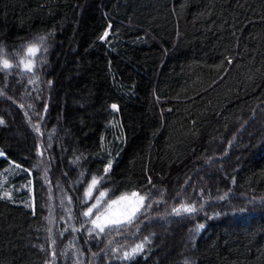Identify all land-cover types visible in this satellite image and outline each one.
Masks as SVG:
<instances>
[{
  "label": "trees",
  "instance_id": "1",
  "mask_svg": "<svg viewBox=\"0 0 264 264\" xmlns=\"http://www.w3.org/2000/svg\"><path fill=\"white\" fill-rule=\"evenodd\" d=\"M0 57V174L34 201L0 195V264H264V0H0ZM93 177L144 194L133 224L93 230Z\"/></svg>",
  "mask_w": 264,
  "mask_h": 264
},
{
  "label": "snow or ice",
  "instance_id": "2",
  "mask_svg": "<svg viewBox=\"0 0 264 264\" xmlns=\"http://www.w3.org/2000/svg\"><path fill=\"white\" fill-rule=\"evenodd\" d=\"M108 36V32L105 31L104 37ZM103 38V37H102ZM43 39V38H42ZM40 48L36 45L28 46L26 50V57L34 58L39 52ZM23 65V70L25 71H32L34 67V60L33 59H20L17 67ZM14 65L9 62L7 58L0 57V70H8L11 69ZM113 109H117V105L113 104L111 106ZM5 122L3 119H0V125H3ZM36 131H39V128H36ZM0 155H3L0 152ZM19 167V165H17ZM111 168V161H109L107 167L104 169V172L107 173ZM101 178L93 177L91 183L89 184L85 196L89 199L92 198V192L96 189L97 185L101 182ZM4 196L7 198H11L10 193H4ZM107 196V193L101 191L99 196L96 197V203L92 204L87 211L84 212L85 216H92L94 210L100 209L101 203L104 201V198ZM146 197L141 195L138 192L132 193H125L121 196L117 197L116 199L109 200L106 204V207L103 210L96 211L95 218L91 220V224L93 226V230L98 229L99 232L103 233L106 229L112 228L113 226H118L122 223H130L132 218L135 217L136 213L140 211L141 208L144 207ZM27 206V205H26ZM184 213H192L196 211L195 206L190 205H181L179 208L173 209V212L176 215H180L181 212ZM204 225L201 224L198 228H203ZM142 248V245H138L137 249ZM137 249H133L131 254L125 253V259L131 258L137 252Z\"/></svg>",
  "mask_w": 264,
  "mask_h": 264
},
{
  "label": "rangeland",
  "instance_id": "3",
  "mask_svg": "<svg viewBox=\"0 0 264 264\" xmlns=\"http://www.w3.org/2000/svg\"><path fill=\"white\" fill-rule=\"evenodd\" d=\"M30 46V45H29ZM27 48H28V46L27 47H25L22 51H21V56H22V58H24V59H32V58H29V57H26V50H27ZM21 58V59H22ZM0 152H2V151H0ZM4 155V154H3ZM3 155H0V157H2ZM42 159L43 160H45V159H47L46 158V155H44V154H42ZM20 172H22V169L20 168V167H17V165H15V164H12V166L9 168V169H7L5 172H3V173H1L0 174V195L2 196V197H5L4 196V193H10V196H11V198H10V200H17V199H19L21 202H24L25 200H26V203L28 202V203H30L31 204V206H33L34 205V201H33V199H32V189L30 188V186H25V188L27 189V193H24V194H21V195H19V192L21 191L20 189H17L18 187H17V182H15L14 181V179L16 178V176L20 173ZM20 186H23V185H20ZM98 187V188H97ZM97 187H96V189L92 192V196L93 197H95V200H94V203H96V197H98L99 196V193L101 192V191H104V192H106V190H103L101 187H102V185L99 183L98 185H97ZM98 189V190H97ZM138 193H140L141 195H144L143 193H141V192H138ZM29 196H30V199H29ZM233 196V195H232ZM117 197H119V196H116V197H113V196H106L105 198H104V201L101 203V205H100V210H101V206H102V204L103 203H105V204H107V202L109 201V200H112V199H116ZM5 198H7V197H5ZM229 198V196L228 197H226L225 199H228ZM7 199H9V198H7ZM210 199H212V200H215L214 198H210ZM238 199H240V197L238 198ZM187 200V196L184 194V195H182L181 197H180V199H179V203L177 204V205H175V206H173V207H171L169 210H168V212L167 213H165L164 215H159V216H157V217H155V219L154 220H161V221H163V222H165L166 220L165 219H169V218H171V219H173V218H175V217H181V216H184V215H188V214H192V213H184L183 211L181 212V214L180 215H176L174 212H173V209H175V208H179L181 205H186V203H185V201ZM219 202H221L220 200H218V201H209V202H206L205 204H204V200H203V202H202V207L205 209L207 206H211V205H214V204H217V203H219ZM226 201H224V203H225ZM251 204H250V203ZM249 202L246 200V205H251L252 207H264V195H262V196H256V197H254V198H251L250 200H249ZM145 203V202H144ZM201 203V202H200ZM236 203L238 204V206H240V202H238L237 200H236ZM260 203H262V204H260ZM259 204V205H258ZM220 205H223V204H217V205H214L212 208H214L215 210L217 209V208H219L220 207ZM55 205H54V200L52 199V202H51V213L54 215V207ZM103 207V206H102ZM104 207H106V206H104ZM230 208V205H228V206H226V208ZM247 207V206H246ZM95 211H99V209L98 210H94V212ZM141 211H142V208L140 209V211L139 212H137L136 213V215H135V217L134 218H132V220H131V222L130 223H122V224H120V225H118L119 227L120 226H124V225H131V224H133L134 222H135V220L137 219V217L139 216V214L141 213ZM143 212V211H142ZM53 215H52V217H53ZM204 215V214H203ZM95 216V215H94ZM90 217V216H89ZM91 218H92V216H91ZM53 221H51L50 222V225H51V223H52ZM135 232H136V239L139 237V233L141 232V230L139 231V229H137V230H135ZM165 233H167V232H165ZM133 235H134V231L133 232H127V234H125V235H122V237L121 238H118V239H114V240H112V241H110L108 244H107V247H106V249L102 252V253H104V257H105V260L104 261H102V262H105V261H109L110 260V258L112 257V258H115L116 256H118V255H116V253L117 252H125L126 251V247H128V246H130V245H132V241H133ZM53 239V238H52ZM53 241H54V239H53ZM96 255H98V254H96ZM97 256H94V258H96ZM97 262V261H96ZM96 262H94V263H96Z\"/></svg>",
  "mask_w": 264,
  "mask_h": 264
}]
</instances>
